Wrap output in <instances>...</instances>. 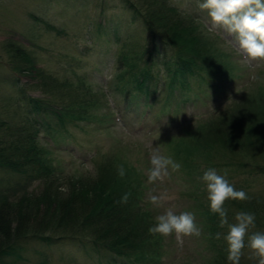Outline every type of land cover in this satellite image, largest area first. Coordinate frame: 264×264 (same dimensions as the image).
Here are the masks:
<instances>
[{"label":"trees","instance_id":"obj_1","mask_svg":"<svg viewBox=\"0 0 264 264\" xmlns=\"http://www.w3.org/2000/svg\"><path fill=\"white\" fill-rule=\"evenodd\" d=\"M121 1L131 10L133 19L141 21L147 35L142 47L134 46L130 60L117 61L115 69L121 72L117 83L120 89L135 85V94L143 96L139 99L145 107L159 96L165 76L187 81L196 78L200 85L195 97L203 103L209 95L214 96L216 89H225L224 85H213L215 80L224 79L218 71L229 74L226 82L235 80L225 43L210 34L198 18L168 0ZM30 18L34 19L32 15ZM42 22L48 29L53 27ZM4 50L13 78L10 85L17 90L19 79L31 78L32 83L26 80L21 87L38 92V96L23 99L25 114L20 122H14L7 114L9 110L0 120V171L15 178L0 180V264H16L27 242L54 245L64 241L111 257L110 264L161 261L167 243L165 237L148 232L157 212L148 201L149 187L147 179H142L143 172L125 158L129 147L120 143L117 153L94 160L93 171L70 175L53 163L39 141L40 133L52 128L51 121L64 127L88 125L106 117L107 91H96L86 76L59 79L48 74L17 42H5ZM147 62L153 67L162 65L165 70L164 77L157 73L154 92L148 90L153 68H148ZM189 87L186 84L187 90H191ZM23 90L20 88L18 93L23 95ZM232 91L235 98L229 97L227 105L220 104L203 116L195 115L193 127L168 143L172 157L190 177L186 178L189 183L195 184V177H201L209 168L264 176V84H242ZM11 103L7 102L5 110H12ZM119 165L126 171L123 178L117 174ZM125 193L131 194L128 202L118 203ZM248 196L247 201L226 202L228 220L238 211L251 212L256 217L255 227L264 228V200ZM198 211L213 247L203 264H229L225 243L215 238L216 233L228 230L227 226H220V218L209 207ZM240 264L247 263L241 259Z\"/></svg>","mask_w":264,"mask_h":264},{"label":"rangeland","instance_id":"obj_2","mask_svg":"<svg viewBox=\"0 0 264 264\" xmlns=\"http://www.w3.org/2000/svg\"><path fill=\"white\" fill-rule=\"evenodd\" d=\"M168 1L198 18L210 34L218 36L225 43L224 51L231 55L230 71L234 68L232 74L235 80L232 83L226 82L229 74L218 71L220 75H224V79L213 82L215 86L224 85V90L215 91L213 87L214 96L209 95L208 101L205 99L203 103L195 97L200 85L196 78H189V81L167 78L164 77L162 65L156 64L153 67L147 62V67L153 68L148 90L154 92L157 73L163 75L164 79L160 84L159 96H156L152 105L145 107L141 100L143 96L135 94V85L133 87L126 84L124 89H120L121 85L117 83V77L121 73L115 69L117 61L122 58L130 60L134 46H137L136 49L142 47L147 35L141 21L133 19L131 10L123 1L0 0V120L4 112L9 110L10 113L7 114L12 116L14 122H20L25 114L23 99L38 96V92L29 89H24L23 95L18 93L20 88H24L21 84L25 85L27 81L32 83L31 78L19 79L20 87L17 90L10 85L12 77L5 63L7 55L4 43L12 41L22 45L35 59L37 66L48 74L59 79L70 78L75 74L86 76L96 91H107L105 95L108 106L103 112L108 114L106 117L88 125L77 123L66 124L64 127H58L50 120L52 128L40 133L39 141L49 151L53 163L63 169L64 174L91 172L95 168L94 160L117 153V146L122 143L130 149L124 152L125 158L143 172L142 179H147L146 170L153 149L171 155L168 143L181 132L193 127L195 115L203 116L220 104L224 107L230 102L229 97L235 93L232 89H240L242 84H264V60L246 58L225 33L210 31L207 11L199 8L203 0ZM38 18L52 25L50 28L53 29H48L41 20L38 23ZM147 55L143 56L144 60L148 58ZM166 57L169 58V55L166 54ZM253 76L257 79L254 80ZM186 84H190L191 90H187ZM233 98L235 97L231 99ZM10 100L12 110H5ZM224 170L218 173L223 175ZM187 177L189 176L180 169L164 183L146 182L149 187L148 201L150 194H164L170 198L163 207L152 206L157 215L168 207H172L177 214L191 211L202 229L198 237L185 236L178 240L172 235L165 238L166 253L156 264H203L211 255L212 242L207 237L198 211L203 206L209 207L205 185L199 176L195 177V184L187 182ZM12 179L15 178L0 171V180ZM226 179L237 187L243 186L242 190L250 196L264 200V176L238 175L227 170ZM234 217L231 216L230 223L235 222ZM251 232H264V228L254 227L250 229ZM226 233L227 230L221 231L220 240L227 247L223 239ZM20 257L16 264H110L111 261V257L67 241L54 245L27 242L23 245ZM241 259L247 264H257V259L247 246Z\"/></svg>","mask_w":264,"mask_h":264},{"label":"clouds","instance_id":"obj_3","mask_svg":"<svg viewBox=\"0 0 264 264\" xmlns=\"http://www.w3.org/2000/svg\"><path fill=\"white\" fill-rule=\"evenodd\" d=\"M199 8L207 11L209 30L223 32L248 59L264 60V0H203ZM253 79H257L253 76ZM181 163L171 155L162 154L159 149H153L149 156V167L146 170L147 182L164 183L173 173H178ZM117 174L123 178L126 174L123 165L117 167ZM227 170L221 175L214 168L207 169L200 177L205 185L208 206L211 213L218 215L220 226H227L223 239L227 245V261L229 264H240L244 249L247 246L257 264H264V232H251L255 227V214L238 211L234 223H229L228 210L225 204L228 200L247 201L250 199L244 190H236L226 179ZM130 193H125L118 203H127ZM170 198L167 195H149L152 205L163 207ZM148 232L161 237L175 235L180 240L185 236H200L202 229L198 226L196 216L191 211L179 214L172 207L155 217V223ZM215 238L221 239V233ZM247 241V243H246Z\"/></svg>","mask_w":264,"mask_h":264}]
</instances>
